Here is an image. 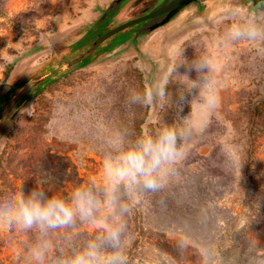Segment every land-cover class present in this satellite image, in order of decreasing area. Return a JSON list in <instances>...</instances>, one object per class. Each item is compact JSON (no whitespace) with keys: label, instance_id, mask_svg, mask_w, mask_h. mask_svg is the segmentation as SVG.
I'll return each mask as SVG.
<instances>
[{"label":"rangeland","instance_id":"1","mask_svg":"<svg viewBox=\"0 0 264 264\" xmlns=\"http://www.w3.org/2000/svg\"><path fill=\"white\" fill-rule=\"evenodd\" d=\"M111 1L0 0V116L18 82L79 39ZM161 1L135 0L122 18ZM203 4L204 13L193 5L140 37L139 50L124 43L17 100L0 126V198L58 180L67 196L100 180L103 155L118 138L132 141L188 116L183 159L126 216L128 264H264V36L223 39L232 23L264 28V6ZM194 57L208 61L213 107L198 88L189 91L184 77L172 78L163 103L130 102L132 90L143 91L170 66ZM181 93L186 99L178 112ZM84 229L88 236L58 230L51 239L67 251L98 231L89 223ZM34 238L0 228V264H19L17 255Z\"/></svg>","mask_w":264,"mask_h":264},{"label":"clouds","instance_id":"2","mask_svg":"<svg viewBox=\"0 0 264 264\" xmlns=\"http://www.w3.org/2000/svg\"><path fill=\"white\" fill-rule=\"evenodd\" d=\"M264 36V28L254 22L232 23L223 39L255 40ZM180 66L185 68L180 74ZM206 59H184L173 64L159 78L153 79L143 91L132 90L130 102L148 105L169 99L173 77H184L199 89L203 102L211 108L215 95L206 73ZM192 72L197 79H190ZM177 83H180L177 81ZM203 86V91L198 86ZM183 93L178 97V112L183 110ZM181 123L164 122L154 132L142 133L134 140L118 138L102 158L101 178L72 188L67 196L49 195L39 187H21L10 196L0 198V228L32 232L35 238L17 255L19 264H128L125 252L126 216L137 198L146 192L158 191L166 174L183 159L185 144L191 134L187 117ZM98 227L97 234L79 246L66 251L51 239L58 230H74L78 224Z\"/></svg>","mask_w":264,"mask_h":264},{"label":"water","instance_id":"3","mask_svg":"<svg viewBox=\"0 0 264 264\" xmlns=\"http://www.w3.org/2000/svg\"><path fill=\"white\" fill-rule=\"evenodd\" d=\"M135 0H112L100 8L101 15L85 30L83 35L66 46L54 58L34 70L16 85L7 98L9 104L0 116V126L11 107L21 97L37 87L44 88L53 81L83 68L118 46L132 42L137 50L140 37L175 20L184 10L196 5L204 13L206 0H162L145 13L132 18H122ZM252 9L264 6V0H233Z\"/></svg>","mask_w":264,"mask_h":264},{"label":"trees","instance_id":"4","mask_svg":"<svg viewBox=\"0 0 264 264\" xmlns=\"http://www.w3.org/2000/svg\"><path fill=\"white\" fill-rule=\"evenodd\" d=\"M58 181H55L56 184H54V185L51 184L52 181L50 182V185L49 184H43L41 189H43L49 195H60L61 196L62 195L61 192L58 191V185H57ZM71 190L72 189H70L69 192ZM64 194H66V193L64 192ZM84 225H85V223L78 224V226L74 230H70L69 234H71L72 236L77 237V238H80L82 236H88L89 232L84 229ZM85 238L88 239V237H85ZM80 245H81V243H80ZM74 246H79V244H75Z\"/></svg>","mask_w":264,"mask_h":264}]
</instances>
